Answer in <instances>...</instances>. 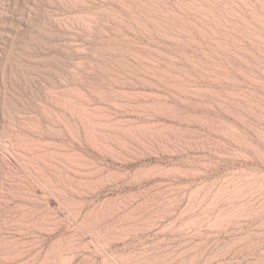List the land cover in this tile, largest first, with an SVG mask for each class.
Returning <instances> with one entry per match:
<instances>
[{
	"label": "rangeland",
	"instance_id": "obj_1",
	"mask_svg": "<svg viewBox=\"0 0 264 264\" xmlns=\"http://www.w3.org/2000/svg\"><path fill=\"white\" fill-rule=\"evenodd\" d=\"M0 264H264V0H0Z\"/></svg>",
	"mask_w": 264,
	"mask_h": 264
},
{
	"label": "bare ground",
	"instance_id": "obj_2",
	"mask_svg": "<svg viewBox=\"0 0 264 264\" xmlns=\"http://www.w3.org/2000/svg\"><path fill=\"white\" fill-rule=\"evenodd\" d=\"M188 108V107H187ZM186 107H185V109H187ZM191 108V107H190ZM188 110V109H187ZM190 110V109H189ZM183 117V116H182ZM187 118H188V116H186ZM190 117V116H189ZM181 117H179V119H180ZM180 120H182V119H180ZM186 121V120H185ZM192 122V121H191ZM189 123V122H188ZM175 125V124H174ZM180 126H181V124H180ZM184 126H186V125H184ZM93 174V173H92Z\"/></svg>",
	"mask_w": 264,
	"mask_h": 264
}]
</instances>
